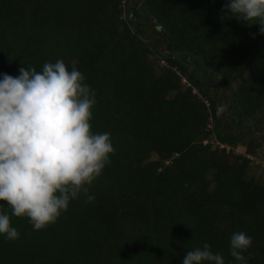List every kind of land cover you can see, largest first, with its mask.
<instances>
[{
  "label": "trees",
  "instance_id": "obj_1",
  "mask_svg": "<svg viewBox=\"0 0 264 264\" xmlns=\"http://www.w3.org/2000/svg\"><path fill=\"white\" fill-rule=\"evenodd\" d=\"M226 3L0 0V79L75 66L96 93L91 130L114 148L41 230L0 201L19 232L0 235V264H182L204 244L241 264L238 232L252 237L244 264H264V177L249 173L264 144V35Z\"/></svg>",
  "mask_w": 264,
  "mask_h": 264
},
{
  "label": "clouds",
  "instance_id": "obj_2",
  "mask_svg": "<svg viewBox=\"0 0 264 264\" xmlns=\"http://www.w3.org/2000/svg\"><path fill=\"white\" fill-rule=\"evenodd\" d=\"M226 13L259 24L264 35V0H227ZM258 22V23H257ZM84 75L65 62H46L42 71L21 67L19 76L0 79V201L15 217H27L34 230L55 223L70 200L101 174L114 153L110 133L93 134L95 91ZM88 200H94L89 195ZM0 235L19 238L7 212L0 210ZM252 245L244 232L230 239V254L241 264ZM225 264L210 246L188 251L182 264Z\"/></svg>",
  "mask_w": 264,
  "mask_h": 264
},
{
  "label": "rangeland",
  "instance_id": "obj_3",
  "mask_svg": "<svg viewBox=\"0 0 264 264\" xmlns=\"http://www.w3.org/2000/svg\"><path fill=\"white\" fill-rule=\"evenodd\" d=\"M138 4L141 5L142 0H130V5H129L130 11H135ZM139 32L142 35L146 34L149 38L151 36L150 34H148V31L146 30V28L139 29ZM254 127H255L256 136L262 133L260 125L254 124ZM236 151L240 153H244L245 148L242 146H238L236 148ZM249 173L255 178L264 177V144L258 150L257 156H253L251 158V165H250Z\"/></svg>",
  "mask_w": 264,
  "mask_h": 264
},
{
  "label": "built area",
  "instance_id": "obj_4",
  "mask_svg": "<svg viewBox=\"0 0 264 264\" xmlns=\"http://www.w3.org/2000/svg\"><path fill=\"white\" fill-rule=\"evenodd\" d=\"M219 146H220V147H223L224 145L220 144ZM227 149H228V147H227Z\"/></svg>",
  "mask_w": 264,
  "mask_h": 264
}]
</instances>
